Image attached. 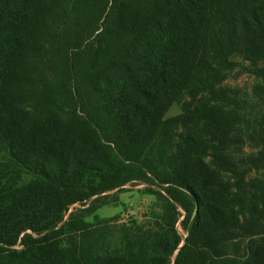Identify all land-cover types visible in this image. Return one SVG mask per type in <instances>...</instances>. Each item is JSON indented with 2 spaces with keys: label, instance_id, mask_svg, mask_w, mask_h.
<instances>
[{
  "label": "trees",
  "instance_id": "trees-1",
  "mask_svg": "<svg viewBox=\"0 0 264 264\" xmlns=\"http://www.w3.org/2000/svg\"><path fill=\"white\" fill-rule=\"evenodd\" d=\"M76 2L30 113L16 80L46 0H0V145L10 161L0 166V264H264V172L230 179L226 144L239 117L218 104L229 100L218 76L235 53L251 61L264 103V0ZM256 140L248 162L264 169V123ZM138 178L158 184L166 210L184 209L181 247L176 217L150 246L118 253L90 243L97 222L79 213L63 222L71 205Z\"/></svg>",
  "mask_w": 264,
  "mask_h": 264
},
{
  "label": "rangeland",
  "instance_id": "rangeland-1",
  "mask_svg": "<svg viewBox=\"0 0 264 264\" xmlns=\"http://www.w3.org/2000/svg\"><path fill=\"white\" fill-rule=\"evenodd\" d=\"M76 5V0H46L45 16L41 18L38 37L29 46L18 68L20 76L16 80V88L21 109L36 113L39 93L51 77L49 62L56 58V35L63 30L66 17ZM232 61L233 66L218 76L219 88L225 91L229 100L218 104L239 117L238 122L230 129L226 144V153L236 170V174L230 179L237 180L238 175L248 180L262 176L264 172V169L251 167L248 162L262 148L256 136L264 123V103L258 88L259 78L253 72L251 61L239 53L232 55ZM189 99L188 93L184 92L181 98L172 101L166 117L180 113L183 103ZM161 151L162 144L158 141L150 153L158 159ZM9 162L8 149L0 145V166L5 168ZM159 188L156 182L146 179L130 180L98 197H91L85 204L77 202L71 205L63 222L76 213L89 222H97V231L90 237V243L95 248L104 243L112 252L118 253L125 250L128 243L137 247L150 246L155 232L162 231L166 221L171 224L176 217L175 228L182 237L181 247L187 236L183 226L185 211L180 206L174 210H166L164 201L155 192ZM217 196L223 205L228 204L225 193L220 192ZM246 242L247 238L241 240L239 255L245 254ZM174 258L175 255L172 261Z\"/></svg>",
  "mask_w": 264,
  "mask_h": 264
},
{
  "label": "water",
  "instance_id": "water-1",
  "mask_svg": "<svg viewBox=\"0 0 264 264\" xmlns=\"http://www.w3.org/2000/svg\"><path fill=\"white\" fill-rule=\"evenodd\" d=\"M178 249H179V248H178ZM178 249H177V250H178ZM177 250H176V251H177Z\"/></svg>",
  "mask_w": 264,
  "mask_h": 264
}]
</instances>
